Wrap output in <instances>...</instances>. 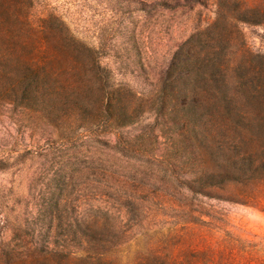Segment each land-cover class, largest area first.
I'll return each mask as SVG.
<instances>
[{"label": "trees", "instance_id": "obj_1", "mask_svg": "<svg viewBox=\"0 0 264 264\" xmlns=\"http://www.w3.org/2000/svg\"><path fill=\"white\" fill-rule=\"evenodd\" d=\"M193 1L212 16L133 87L103 62V35L0 0V109L40 130L23 154L54 169L29 179L27 206H0V264H264V238L209 203L264 212V52L238 46L264 0Z\"/></svg>", "mask_w": 264, "mask_h": 264}, {"label": "rangeland", "instance_id": "obj_2", "mask_svg": "<svg viewBox=\"0 0 264 264\" xmlns=\"http://www.w3.org/2000/svg\"><path fill=\"white\" fill-rule=\"evenodd\" d=\"M30 1V13L37 16L50 10L59 14L77 36L90 44H97V37L103 35V42L110 46L103 62L133 87L142 86L144 73L161 66L177 41L212 16L209 1L199 5L193 0H178L181 7L149 14L139 11L134 0ZM245 1L253 5L259 0ZM238 28L239 47L264 52V24H239ZM15 118L0 109V158L9 151L13 153V158L0 162V206H27L33 193L28 189L29 179L38 178L40 187L39 180L54 170L49 169L50 161L45 156L23 154L26 145L41 143L37 135L40 130H30L27 121L24 125L15 123ZM209 203L221 207L233 231L248 238H264V212L240 204Z\"/></svg>", "mask_w": 264, "mask_h": 264}]
</instances>
